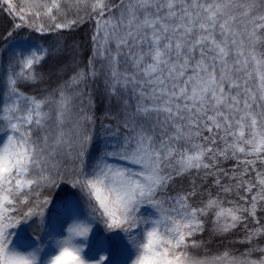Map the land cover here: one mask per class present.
Wrapping results in <instances>:
<instances>
[{"label": "snow or ice", "instance_id": "obj_1", "mask_svg": "<svg viewBox=\"0 0 264 264\" xmlns=\"http://www.w3.org/2000/svg\"><path fill=\"white\" fill-rule=\"evenodd\" d=\"M0 136V256L67 184L156 264H264V0H0Z\"/></svg>", "mask_w": 264, "mask_h": 264}, {"label": "trees", "instance_id": "obj_2", "mask_svg": "<svg viewBox=\"0 0 264 264\" xmlns=\"http://www.w3.org/2000/svg\"><path fill=\"white\" fill-rule=\"evenodd\" d=\"M74 36L79 40L83 33L76 32ZM3 139L4 136H0V142ZM76 221H86L92 225L87 240L83 238L75 240L76 244L83 246L85 259L98 260L104 255L107 257L104 264H122L124 261L122 245L104 237L100 232L101 222L89 219L77 190L67 184H62L56 189L46 210L42 229L37 226V218H32L10 230L16 234L13 238V246L23 251L37 250L40 253V263L45 264L50 256L58 252L56 242L68 235L67 228ZM36 235L39 239L34 238Z\"/></svg>", "mask_w": 264, "mask_h": 264}, {"label": "clouds", "instance_id": "obj_3", "mask_svg": "<svg viewBox=\"0 0 264 264\" xmlns=\"http://www.w3.org/2000/svg\"><path fill=\"white\" fill-rule=\"evenodd\" d=\"M6 166V165H5ZM67 236L60 239L65 240ZM155 237H149L143 241L142 246L135 249V255L131 264H156L157 257L154 253ZM58 252L54 256H50L45 264H79L80 260H85L81 246L75 243L70 245L56 244ZM57 257H62L57 261ZM0 259L3 264H40V253L35 249L23 251L19 248L6 251ZM86 261V260H85Z\"/></svg>", "mask_w": 264, "mask_h": 264}, {"label": "rangeland", "instance_id": "obj_4", "mask_svg": "<svg viewBox=\"0 0 264 264\" xmlns=\"http://www.w3.org/2000/svg\"><path fill=\"white\" fill-rule=\"evenodd\" d=\"M101 225L102 226L100 232H102V234L107 240L116 241L122 245L121 252L122 256L124 257V261L122 262V264H131V261L133 260V257L135 255V248L130 243L128 235L124 231L119 229L108 231L106 230V227L102 222ZM56 254L57 253H55L54 255ZM85 260L89 262L95 261L92 259Z\"/></svg>", "mask_w": 264, "mask_h": 264}]
</instances>
